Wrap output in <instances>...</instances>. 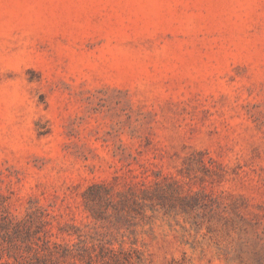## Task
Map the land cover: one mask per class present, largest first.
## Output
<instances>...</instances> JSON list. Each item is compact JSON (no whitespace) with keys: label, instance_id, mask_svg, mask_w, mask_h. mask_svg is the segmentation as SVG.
<instances>
[{"label":"rangeland","instance_id":"374dc122","mask_svg":"<svg viewBox=\"0 0 264 264\" xmlns=\"http://www.w3.org/2000/svg\"><path fill=\"white\" fill-rule=\"evenodd\" d=\"M3 207L46 264H264V0H0Z\"/></svg>","mask_w":264,"mask_h":264},{"label":"trees","instance_id":"16d2710c","mask_svg":"<svg viewBox=\"0 0 264 264\" xmlns=\"http://www.w3.org/2000/svg\"><path fill=\"white\" fill-rule=\"evenodd\" d=\"M31 234L30 228L15 222L7 208H0V264H46L39 251L31 255L34 249Z\"/></svg>","mask_w":264,"mask_h":264}]
</instances>
